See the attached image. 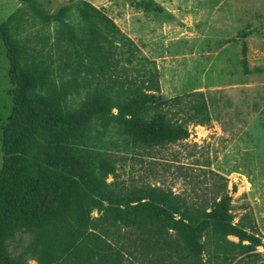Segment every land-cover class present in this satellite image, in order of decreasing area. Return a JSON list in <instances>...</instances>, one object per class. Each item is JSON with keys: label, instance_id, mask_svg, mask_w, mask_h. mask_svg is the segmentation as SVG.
<instances>
[{"label": "trees", "instance_id": "trees-1", "mask_svg": "<svg viewBox=\"0 0 264 264\" xmlns=\"http://www.w3.org/2000/svg\"><path fill=\"white\" fill-rule=\"evenodd\" d=\"M21 1L55 28L43 55L0 27L14 86L1 133L0 264H27L24 256L37 264H155L157 252L176 264H255L264 242L243 219L234 223L228 194L204 208L159 186L122 192L106 183L115 168L95 148L106 150L105 137L153 148L187 139L188 128L144 84L135 64L146 60L101 9L81 2L74 23L68 5L50 14L37 0ZM56 70L66 78L56 81ZM79 90L85 97L72 107ZM16 232L30 241L12 258L5 242Z\"/></svg>", "mask_w": 264, "mask_h": 264}, {"label": "rangeland", "instance_id": "rangeland-1", "mask_svg": "<svg viewBox=\"0 0 264 264\" xmlns=\"http://www.w3.org/2000/svg\"><path fill=\"white\" fill-rule=\"evenodd\" d=\"M37 2L39 9L50 14L70 6L69 20L74 23L81 2L101 9L146 60L135 64L144 84L169 101L164 109L188 128L187 139L153 148L133 147L120 139L116 145L107 144L105 137L106 150L95 148L115 168V177L108 175L106 183H115L122 192L159 186L204 208L226 193L234 223L243 219L264 242V0ZM3 25L31 49L30 54L36 49L45 55L53 43L55 24L43 26L21 0H0V27ZM5 53L0 39V149L14 89ZM51 54L54 57L47 62L55 61V68L57 58ZM60 74L56 70V81L66 78ZM84 97L85 90H79L68 98V104L76 107ZM108 132L109 140L115 141L114 126ZM91 215L96 218L99 213ZM29 241L24 232L7 239L10 257L23 254ZM122 250L127 257V250ZM257 251L261 256L255 264H263L264 250L258 247ZM155 258V264H176L174 259L163 261L159 252ZM24 259L27 264H37L29 256ZM133 261L140 263L139 258Z\"/></svg>", "mask_w": 264, "mask_h": 264}]
</instances>
